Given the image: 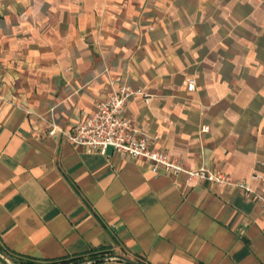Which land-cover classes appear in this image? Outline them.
I'll return each mask as SVG.
<instances>
[{
  "label": "crops",
  "instance_id": "crops-1",
  "mask_svg": "<svg viewBox=\"0 0 264 264\" xmlns=\"http://www.w3.org/2000/svg\"><path fill=\"white\" fill-rule=\"evenodd\" d=\"M120 84L144 92L124 113L154 148L264 194V0H0V264H264L240 188L47 133Z\"/></svg>",
  "mask_w": 264,
  "mask_h": 264
},
{
  "label": "built area",
  "instance_id": "built-area-1",
  "mask_svg": "<svg viewBox=\"0 0 264 264\" xmlns=\"http://www.w3.org/2000/svg\"><path fill=\"white\" fill-rule=\"evenodd\" d=\"M185 84L188 90H192L195 87V79L187 78ZM139 94L144 95L142 89L120 84L109 96L99 100L94 110L83 114L69 129L61 128L52 122L47 133H59L87 152L105 153L106 149L111 147L122 156L143 160L155 173L184 172L190 178L238 187L247 197L258 200L264 213V194L256 192L247 182L232 180L224 172L206 166L186 168L182 160L169 156L164 150L154 148L157 136H151L136 128L124 113L129 98Z\"/></svg>",
  "mask_w": 264,
  "mask_h": 264
},
{
  "label": "trees",
  "instance_id": "trees-1",
  "mask_svg": "<svg viewBox=\"0 0 264 264\" xmlns=\"http://www.w3.org/2000/svg\"><path fill=\"white\" fill-rule=\"evenodd\" d=\"M112 253L108 250L94 251L90 253L75 254L72 256H65L56 259H37L27 256H20L19 258H14V264H78L85 260L95 259V263L91 264H130L121 261H101L100 259L106 256H111ZM136 264H143L140 262L133 261Z\"/></svg>",
  "mask_w": 264,
  "mask_h": 264
},
{
  "label": "water",
  "instance_id": "water-1",
  "mask_svg": "<svg viewBox=\"0 0 264 264\" xmlns=\"http://www.w3.org/2000/svg\"><path fill=\"white\" fill-rule=\"evenodd\" d=\"M100 260L101 261H121V262H125V263L136 264L130 259L119 257V256H114V255L103 257ZM95 262H96L95 259H91V260L82 261L78 264H91V263H95Z\"/></svg>",
  "mask_w": 264,
  "mask_h": 264
}]
</instances>
